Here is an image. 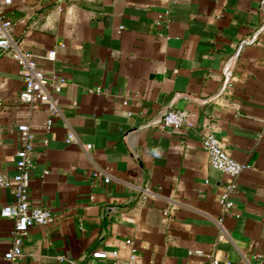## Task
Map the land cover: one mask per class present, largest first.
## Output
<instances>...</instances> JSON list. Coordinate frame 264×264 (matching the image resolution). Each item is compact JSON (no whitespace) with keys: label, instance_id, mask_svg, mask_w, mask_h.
Returning a JSON list of instances; mask_svg holds the SVG:
<instances>
[{"label":"crops","instance_id":"crops-1","mask_svg":"<svg viewBox=\"0 0 264 264\" xmlns=\"http://www.w3.org/2000/svg\"><path fill=\"white\" fill-rule=\"evenodd\" d=\"M0 9L17 48L64 78L56 111L31 107L12 51L0 53V177L17 172L18 125L28 124L30 201L54 216L8 260L14 220L0 213V264H113L93 252L124 259L127 239L140 264H264V0H0ZM168 110L186 111L187 124L162 128ZM210 132L249 165L227 213L219 200L232 178L202 147ZM14 200L0 186V210Z\"/></svg>","mask_w":264,"mask_h":264},{"label":"built area","instance_id":"built-area-1","mask_svg":"<svg viewBox=\"0 0 264 264\" xmlns=\"http://www.w3.org/2000/svg\"><path fill=\"white\" fill-rule=\"evenodd\" d=\"M12 0H5L10 4ZM0 9V53L2 51H12L13 58L20 66V73L24 82V89L19 98L22 102L31 107L38 105H48L52 111H56V101L52 97L55 90H60V85L64 78H51L38 65L30 52L17 48L12 39L13 25L11 20L4 18ZM49 60L56 58V50L52 49L45 56ZM188 121V113L184 110H168L161 119V127L183 128ZM53 119L47 121V128L52 125ZM20 146L17 149L16 167L17 172L12 179L0 177V186L12 187L14 190V202L3 206L0 213L3 217L14 220L12 230V244L5 253L8 260H14L21 255L22 238L28 230L35 225H51L54 216L51 211L44 207L33 206L30 201L31 172L33 168V152L35 146V134L28 124L18 125ZM74 139L73 134H69L67 141ZM87 144V148H91ZM202 147L208 153L213 167L229 175L232 180L227 184L226 189L220 196V204L225 213L230 212L234 206L232 194L237 187L238 177L249 167L248 164L235 160L223 147L219 138L212 132L206 134L202 139ZM108 181V178L106 179ZM130 245L129 255L122 259L116 249H99L93 252L94 257L113 259V264H140L137 248L131 239H127ZM213 260V264H217ZM258 264H263L259 262Z\"/></svg>","mask_w":264,"mask_h":264}]
</instances>
